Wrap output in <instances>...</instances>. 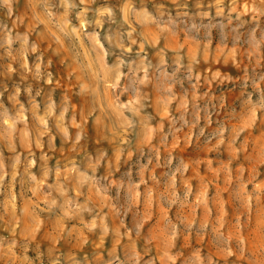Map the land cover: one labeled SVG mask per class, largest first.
Instances as JSON below:
<instances>
[{"label": "clouds", "instance_id": "obj_1", "mask_svg": "<svg viewBox=\"0 0 264 264\" xmlns=\"http://www.w3.org/2000/svg\"><path fill=\"white\" fill-rule=\"evenodd\" d=\"M237 2L27 0L33 26L20 32V0H0V61L6 63L0 75L18 76L10 85L0 81V228L8 232L0 233V260L88 264L87 257L69 249L87 246L85 234H90L101 246L111 237L110 264H157L151 254L153 234L146 231L156 208L163 210L156 236L161 264H215L199 247L184 255L178 246L181 240L206 235L225 255L232 247L245 254L239 237L233 243L219 225L198 220V209L211 212L214 196L183 185L189 165L171 150L162 153L170 138L174 141L185 129L199 128V136L207 142L216 139L217 148L226 141L235 146L244 131L218 121L212 136L201 127L223 103L222 96L214 102L201 91L199 68L202 61L209 63L205 54L211 48L205 45L213 40L225 49H247L249 69H237L244 79L233 85L242 92L236 105L264 112V90L259 88L264 70L258 72L254 63L264 59V0H247L243 11H236ZM37 25L55 28L57 54L68 53L72 62L67 67L78 76L75 96L87 101L84 113L73 111L69 97L57 96L52 61L45 63L44 51L32 39ZM181 34L198 45L190 54L180 45L171 51L161 46ZM209 79L223 84L230 77L217 73ZM162 113L165 119L158 120ZM89 119L104 143H88L84 122ZM58 152L65 155L54 159ZM258 163L264 164V151ZM236 176L230 195L237 212L244 214L260 203L264 189L253 185L247 190L243 170ZM173 211L175 217L168 214ZM235 223L239 232L240 221ZM46 226L50 232L41 235ZM61 242L68 246L64 251ZM120 242H125L123 259L115 247ZM248 258L251 264H264V246L259 259Z\"/></svg>", "mask_w": 264, "mask_h": 264}, {"label": "rangeland", "instance_id": "obj_2", "mask_svg": "<svg viewBox=\"0 0 264 264\" xmlns=\"http://www.w3.org/2000/svg\"><path fill=\"white\" fill-rule=\"evenodd\" d=\"M209 0H204L205 5ZM230 3V0H226ZM165 5L170 3V0H163ZM189 4H193V0H189ZM247 4V0H238L236 11H243ZM17 16L23 21L17 26V31L27 32L33 26L31 20V9L27 4V0H20L16 9ZM235 14V12L233 13ZM12 23L11 21L9 22ZM154 31V30H153ZM44 33L42 37H37V33ZM55 28L50 31L44 25H37L36 31L33 33L32 39L38 40L41 49L45 53V63L48 60L52 61V66L49 71L53 74V86L57 89V96L63 94L74 101L72 104L73 111L82 114L87 109V101L81 100L75 96L78 90V76L71 74L67 67L72 61L68 53L61 50L57 54L59 44L54 38ZM183 46L185 52L190 54L198 45H195L191 40L183 34L170 39L162 41L161 46L167 47L169 50H174L176 46ZM211 51L206 53L209 60L208 64L203 61L199 68L201 73V91H207L212 95L214 102L223 97V103L218 104V110L210 123L203 122L201 127H204L205 134L215 135L217 131V122L223 123L226 127L233 131L243 129L240 139L236 145L233 146L229 142H225L217 148L216 139H211V142L205 141L204 137L199 136V128L185 129L178 133L176 139L173 141L170 138V143L167 149H162L163 155H167L168 150H171L173 155L177 158L182 157L189 165V170L186 179L182 182L183 185L192 186L194 190L198 191L200 195H211L215 198V203L212 206L211 212L205 213L204 209H198L197 218L200 221L207 219L210 226L219 225L221 230L233 243L239 237L246 245L245 254L241 255L235 247H232L227 255L222 250H217L211 239V235H206L199 240L191 238L187 242L181 240L178 246L183 250L184 255H188L193 247H199L202 254L211 255L215 264H251L249 256H255L259 259V249L264 246V194L260 197V203H253V206L247 210L246 213H238L236 205L231 198L232 185L237 178L236 174L243 170V177L247 181V190L251 191L253 185L257 190L264 189V164L258 163L261 159V153L264 151V112L253 113L244 107H237L236 102L242 92L239 87L233 88V85L239 86L244 79L242 70L249 69L247 49L241 48L239 51L223 48L220 43L213 40L210 45ZM227 51V56L224 55ZM235 58V59H233ZM34 57H29V63L33 61ZM235 63L236 67H233ZM259 67L257 71L264 70V59L258 62ZM6 63L0 61V73L5 71ZM13 67L18 65L13 64ZM241 70V73L237 72ZM219 74L226 79L223 84L218 83L214 77ZM7 80L10 85L18 80L17 75H13L8 79L4 75H0V81ZM48 87V85H45ZM259 88L264 90V82L259 84ZM155 100V94H153ZM175 108V105H173ZM232 108L236 110L231 111ZM159 119H165V114H161ZM85 131L90 138L88 143L91 145L104 143L102 134L96 129L94 123L89 119L85 120ZM165 130H167V123L165 122ZM193 135L189 137V132ZM155 143V141L153 142ZM241 147L243 152L240 151ZM38 151V150H37ZM65 153L53 154L54 159H60ZM135 159V157L133 158ZM227 169V171H226ZM158 176L162 175L161 170L154 169ZM256 179L253 180V176ZM116 173L113 174L115 178ZM17 193L19 189H16ZM19 206L22 202L19 201ZM175 217V211L168 213ZM236 220L240 221L241 230L237 232ZM118 223V221H116ZM163 225V210L156 208L146 231H151L153 234L152 255L157 256V264H161V255H157L159 251V242L156 236ZM50 232L46 226L41 235ZM0 233L8 235L4 228H0ZM90 243L84 248L75 246L69 249L78 257H87L88 264H110V253L113 249V241L109 237L101 246V242L97 237L90 234H85ZM95 241V243H91ZM125 242H120L115 247L120 258L123 259V249L121 245ZM142 245V241L140 242ZM61 250L64 251L68 246L61 242ZM0 264H7L6 260H0Z\"/></svg>", "mask_w": 264, "mask_h": 264}]
</instances>
